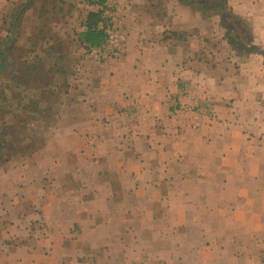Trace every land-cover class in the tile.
Segmentation results:
<instances>
[{"label": "crops", "instance_id": "1", "mask_svg": "<svg viewBox=\"0 0 264 264\" xmlns=\"http://www.w3.org/2000/svg\"><path fill=\"white\" fill-rule=\"evenodd\" d=\"M94 2L33 0L20 17V31L29 29L26 38H35L36 27H49L48 17L61 18L65 22L56 25L58 32L71 33L86 49L79 34L89 13L100 9ZM226 2L264 51V0ZM146 3L106 0L105 15L111 13L113 29L122 37L119 58L83 57L74 75L63 55L49 66L71 77L67 83L72 84L68 91L74 108L63 113L55 136L61 134L68 152L76 142L77 154L51 153V140L46 146L50 154H34L28 161L55 166L73 159L83 165L64 176L93 181L100 193H94L87 210L70 200L81 194L80 188L63 191L61 208L48 193L32 196V205L49 212L46 226L28 235L30 223L17 215L5 237L30 238L20 248L0 253V264H67L73 259L75 264H264L261 55L251 54L246 63L233 57V69L222 55L214 68L209 54L205 60L196 57L186 41L167 36L179 35L175 14L171 27L154 22ZM56 36L63 41L64 35ZM221 47L229 54V46L222 42ZM187 108L193 111L184 113ZM35 167L19 173L21 185L15 190L38 184L29 187L37 180ZM53 173L45 169L38 179L53 178ZM6 175L0 172V184ZM1 204L0 214L12 207L0 193ZM109 206L116 213L103 219L101 210ZM124 209L125 218L119 217ZM14 211L22 208L16 205ZM70 213L78 216L72 230ZM110 224L122 227V234L110 231Z\"/></svg>", "mask_w": 264, "mask_h": 264}, {"label": "rangeland", "instance_id": "2", "mask_svg": "<svg viewBox=\"0 0 264 264\" xmlns=\"http://www.w3.org/2000/svg\"><path fill=\"white\" fill-rule=\"evenodd\" d=\"M29 1L30 0H0V48L2 49L3 44H6V47L4 48V59L7 62L3 74H0V86L6 85L7 83V85L14 88L16 86L15 83L20 81L19 89L11 90L14 94L13 97H11L13 94L7 91V101L2 103V100L0 99V106L2 109L9 110L12 113L0 118V134H2V132L5 134L2 137L0 136V172L4 171L7 173L5 182L2 181L0 184V193L5 197L7 206H9L8 204L10 201L13 207L10 206L11 209H7L6 212L0 214V253L9 250L14 251L17 248H20L24 245V242H27L25 238L28 235L41 232L44 229L43 227L46 226V220L50 217L49 212L39 211L38 207L42 208V205H32V201L30 202L29 200L33 197L35 198L42 194L44 198L48 193L51 199H56L57 206L61 208V205L59 204H62L63 202V200H61L64 198L63 191L68 187L80 188L81 194L74 195L70 200L77 202L82 210H87L93 206L91 198H93L94 193L95 195L100 193L99 186L98 189H93L95 187V182L92 183L93 181L87 182L82 179L76 181L64 176L67 170H75L78 168V165H83L79 164L77 161H73V159L65 163L60 161L59 163H56L55 166H51V163L48 165L46 163H35L34 165L28 161V159L34 154H50L49 149L51 148L49 146V148L46 149V146L51 140L54 141L55 144V146L53 145L54 147L52 148L51 153L56 155L69 153L75 157L77 154L76 142L73 145L74 149H71V152H68L67 149L64 150L62 146L61 134L59 133L55 136L57 133L56 129L63 124L62 118H65L62 117L63 113H66L69 108H74L72 105L71 94L68 91L72 84L70 85L67 83L68 77H71L68 74L60 73L61 69H57V67L51 69L49 66L57 61L58 58H62L61 56L63 55V58L67 59L68 65L71 66L69 67L71 68L69 73L72 72V75H74L76 70L75 65L79 63L78 61H81L83 57H86L91 61H99L108 60L110 58H119L121 54L119 43L122 42V37L120 33L117 32V29H113V36L111 37L110 44L112 47H118L119 55L116 57H110L109 51H106L103 54L99 53V51L96 50L97 48L84 49L83 46L76 42V38L73 37L71 33L65 34L62 33V31L58 32L56 25L65 22L64 19L61 18L48 17L49 27H47L46 24H42L35 28V33H37L35 38H26L27 31L29 33L31 30L25 27L27 31H22V33L18 23L17 28L14 27V22L20 10L26 6ZM40 1L41 0H38V2ZM94 1L97 2L98 0ZM214 1L215 0H209L212 7L208 6V8H204L192 0H146V9L154 22L158 20L165 22L166 24L169 23L170 27L171 19L175 14L177 24L174 23V27L179 28V35L170 34L167 36L186 41L185 45L188 44V47L192 46V48L195 49L196 57L205 60L207 56L206 54H209L208 58L212 59L211 64L214 68L221 64V58L223 55L224 61H227V63L230 64L231 69H233V66L236 68L237 65V62L234 61L233 57L236 59L239 58L237 60H239L238 62L240 63L242 61L246 63L249 62L248 58L252 57L251 54H258L237 51L229 44L226 38L228 34L233 39H236L237 41L242 40L243 42L247 40L246 36L248 34L242 32L241 28H244V26L241 25H237L238 28L229 33L222 25V12L218 6L214 5ZM32 3L33 0H31V4ZM49 5H51L50 2ZM30 7L31 5L26 8L25 11ZM23 13L21 15H23ZM105 16L107 18L110 17L111 19L110 12H107ZM230 23L235 24L231 17L226 20V24ZM110 27L113 28V26ZM58 33L64 35V38L62 37L63 41L58 40V37L56 36ZM29 36L30 35H27V37ZM222 42H224V47L229 46V54L227 52L226 55H224V52L226 51H221ZM60 48L62 51H59ZM261 65L264 68V56L262 55ZM4 80L5 83H2ZM28 80H33V83H28V86L30 84L34 85L33 87H26L27 85L25 82H28ZM16 95L18 96L15 97ZM30 100L37 103V106H35L36 111L32 109L27 111L20 110V108L18 109V107L28 105ZM189 109L190 108H187L184 113H188L190 111ZM3 120L5 125L3 124ZM3 126H6L5 130H3ZM45 149L48 150L47 153ZM27 165L28 168L25 169V166ZM32 167H35L32 171L35 176L37 175V180L34 177L32 182L31 177L32 183L29 187L32 186L34 182L38 181V184L35 187H32V190H17L21 185L19 183L21 180H17V176L24 170L29 171ZM18 169L20 172H16ZM45 169H49L50 172L53 169V172L57 173L52 174L53 178L50 176L48 178L45 177L43 180H39V173ZM85 169L89 172L94 170L93 167L86 166ZM49 175L51 174L49 173ZM1 180H4V178ZM82 184L84 186H81ZM41 185H46L43 191L40 190L42 189ZM15 188L17 189L15 190ZM21 188L24 187L21 186ZM38 188L39 191H37ZM59 197L60 199L58 200ZM16 205L22 208V211H14ZM0 206H3V204ZM33 207H37V211L29 209H33ZM122 211L123 213L119 217L123 216V218H125L127 210L124 209ZM101 212L103 214V219H108L111 215L113 217L116 213L113 212V207L110 206L108 209H102ZM70 214L68 222L72 230L78 227L76 221L78 216L73 213ZM17 215L18 218L22 215L25 216L28 223H30L27 229L28 235L25 237H19L14 234V236L9 235L10 237H5L4 231L9 229L11 221H13L12 225L15 224L14 220L18 221ZM110 226V231L112 230V232H116L118 235L122 234V231L120 230L122 227L117 228L112 224H110ZM43 234L45 235V233ZM29 238L30 237H27V239ZM45 248L46 247L43 246L41 251H45ZM67 264H75V259Z\"/></svg>", "mask_w": 264, "mask_h": 264}, {"label": "trees", "instance_id": "3", "mask_svg": "<svg viewBox=\"0 0 264 264\" xmlns=\"http://www.w3.org/2000/svg\"><path fill=\"white\" fill-rule=\"evenodd\" d=\"M195 3L200 4L202 7L204 8H208L212 7L211 3L209 2V0H192ZM96 5L99 6V10L97 12H90L87 20L85 22V30L84 32L79 34V40L85 44V48H98L103 46V44L106 42L107 38H108V34H107V28L112 26L111 23V19L110 17L107 18L105 16V11L107 10V6H106V0H98L97 2H94ZM215 6H218L221 9V12H225L224 15L222 16L223 18V27L227 29V31L230 33L232 31H235L237 27V25H241L244 26V28L242 29L243 33H247L248 35L246 36V41L243 42L242 40L237 41L236 39H233L232 37H230V35L228 34L226 36L229 44L234 47L237 51H241L243 53H255V54H260L262 56H264V51L259 47L256 46L253 43V39L251 34L248 31L247 26H245L244 22L242 19H240L238 16L234 15L231 10H229L228 6H227V2L226 0H215L214 2ZM232 18L233 21L235 22V24H226V20H228L229 18ZM244 23V24H243ZM246 27V28H245ZM240 29V28H239ZM4 51L5 49H1L0 48V74H3L5 68H6V60L4 59ZM31 68H33L32 66H30ZM27 68L29 69V67L27 66ZM31 76V75H29ZM33 80H28V82H25V84L27 85V88L33 87L34 85H30L28 86V83H33ZM19 83L20 81L16 82V86L14 88H12V86L10 85H1L0 86V99L2 100V103L7 101V96L6 93L7 91L11 94L12 91L14 89H19ZM4 86V87H3ZM2 88V90H1ZM26 89V88H25ZM11 96V95H10ZM14 94L11 96L13 97ZM18 95H16L15 97H17ZM34 106V107H32ZM37 103H35L34 101L30 100V103L28 105H25L24 107H18V109L20 108V110L23 111H27V110H34L36 111V107ZM1 107V106H0ZM2 109V107L0 108V118H2L3 116L7 115V114H12L9 110H4ZM3 124L5 125V122L3 120ZM6 129V126H3V130ZM5 134L2 132V134H0V136H4Z\"/></svg>", "mask_w": 264, "mask_h": 264}, {"label": "built area", "instance_id": "4", "mask_svg": "<svg viewBox=\"0 0 264 264\" xmlns=\"http://www.w3.org/2000/svg\"><path fill=\"white\" fill-rule=\"evenodd\" d=\"M113 28L112 27H108L107 28V34H108V38L106 40V42L103 44V46L101 47H98L96 50L99 51V53H105L106 51H109V56L110 57H116L119 55L118 53V47L117 46H114L112 47L111 46V37L113 36ZM190 111H193V109H189Z\"/></svg>", "mask_w": 264, "mask_h": 264}, {"label": "water", "instance_id": "5", "mask_svg": "<svg viewBox=\"0 0 264 264\" xmlns=\"http://www.w3.org/2000/svg\"><path fill=\"white\" fill-rule=\"evenodd\" d=\"M30 5H31V0L29 1V3H28L26 6H24V7L20 10V12H19V14H18V16H17V18H16V20H15V22H14V27L17 28V23H18V21H19V19H20V17H21V14H22V13L25 11V9L28 8ZM224 13H225V12H223V13L221 14V16H223Z\"/></svg>", "mask_w": 264, "mask_h": 264}]
</instances>
